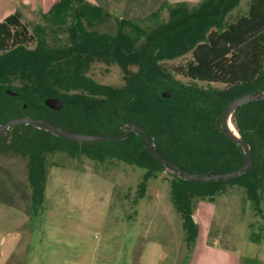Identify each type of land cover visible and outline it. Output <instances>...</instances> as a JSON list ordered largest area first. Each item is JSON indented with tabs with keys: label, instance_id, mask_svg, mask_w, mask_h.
Returning <instances> with one entry per match:
<instances>
[{
	"label": "trees",
	"instance_id": "trees-1",
	"mask_svg": "<svg viewBox=\"0 0 264 264\" xmlns=\"http://www.w3.org/2000/svg\"><path fill=\"white\" fill-rule=\"evenodd\" d=\"M73 4V0H61L46 14L62 29L73 17L66 43L55 46L40 38L35 48H28L27 43L36 36L23 22L21 12L0 22V52H6L0 56V125L10 117L28 115L73 132L121 136L129 124L137 123L155 148L186 173L208 175L242 167V145L225 135L217 119L232 99L264 91V0H250L248 12L236 19L229 15L241 0H203L191 8L186 2H165L144 19L115 18L116 33L94 29L100 20ZM88 7L109 18L98 7ZM167 7L168 21L153 28L145 24ZM189 52L191 58L183 65L162 63ZM98 60L119 65L126 83L114 86L92 79L88 72ZM178 74L190 82L179 79ZM6 89L19 95H9ZM164 91L170 96L164 97ZM47 97L61 98L63 106L48 107ZM233 121L252 150L248 171L211 181L187 180L173 173L170 180L173 202L182 215L190 245L199 233L192 217L196 201L214 202L234 192L242 200L243 213L249 204L253 216L261 218H254L251 227L259 225L264 231V99L240 106ZM4 140L9 141L0 149L31 158L29 178L38 209L45 200L47 157L52 152L139 166L145 170L139 186L142 191L149 178L167 169L144 135L135 131L115 139L79 142L23 123L7 130ZM235 187L238 189L230 192ZM250 233L252 241L261 239L260 233Z\"/></svg>",
	"mask_w": 264,
	"mask_h": 264
},
{
	"label": "rangeland",
	"instance_id": "rangeland-1",
	"mask_svg": "<svg viewBox=\"0 0 264 264\" xmlns=\"http://www.w3.org/2000/svg\"><path fill=\"white\" fill-rule=\"evenodd\" d=\"M249 3L250 0H241L229 18L246 14ZM198 4L188 3V7ZM73 6L100 20L94 29L107 33L118 30L114 19L99 15L79 2ZM169 18L167 7L145 24L153 28ZM24 21L36 36L27 43L32 49L40 38L48 46L66 43L67 28L73 17H69L64 29L46 16L28 15ZM84 24L87 26L86 21ZM5 53L0 52V56ZM190 58L189 52L162 63L172 67L183 65ZM88 74L102 84L126 83L125 73L114 63L95 61ZM177 77L190 82L181 74ZM199 83L208 86L206 82ZM30 161L29 156L9 148L0 149V264H189L197 253L195 244L190 245L186 240L182 215L173 202L172 171L166 169L156 178H149L142 191L139 186L145 170L139 166L115 159L95 161L79 154L52 152L47 157L45 200L38 209L29 178ZM202 201H196L194 213L202 206L208 215H213L211 232L218 233L222 243L234 248L236 264H264V231L259 225H250L254 218H261L253 216L250 205L244 206L243 213L237 192L219 196L214 202ZM262 207L264 210V202ZM197 216H193L195 223L202 220ZM206 229L207 226H202V230ZM250 231L260 233L261 239L252 241ZM226 260L224 257L225 264ZM203 261L199 254L194 264ZM208 264H214V260Z\"/></svg>",
	"mask_w": 264,
	"mask_h": 264
},
{
	"label": "crops",
	"instance_id": "crops-1",
	"mask_svg": "<svg viewBox=\"0 0 264 264\" xmlns=\"http://www.w3.org/2000/svg\"><path fill=\"white\" fill-rule=\"evenodd\" d=\"M61 0H0V22L4 21L9 15L21 12L23 14V22L28 15H40L45 17L50 12L54 5ZM74 4L79 2L85 6L98 7L103 12L115 20H134L137 21L142 18H147L153 13L161 9L165 2L172 5L186 2L189 4H196L202 2V0H73ZM163 10V9H162ZM26 23V22H25ZM203 201L200 200V203ZM217 203L215 202L214 205ZM200 206V205H199ZM205 207L200 206L198 213H193L194 218L201 217L199 223V233L195 244L196 254L189 261V264H194L197 255L204 257L203 264H208L209 261L214 260V264H225L224 257H226V264H236L237 253L234 248L228 244H224L217 237L219 234L215 233L211 238V221L213 215H208ZM213 212V211H212ZM197 222V220H196ZM207 226L206 230H202V226ZM219 245L222 247L220 248ZM223 256V258L221 257Z\"/></svg>",
	"mask_w": 264,
	"mask_h": 264
},
{
	"label": "water",
	"instance_id": "water-1",
	"mask_svg": "<svg viewBox=\"0 0 264 264\" xmlns=\"http://www.w3.org/2000/svg\"><path fill=\"white\" fill-rule=\"evenodd\" d=\"M6 92L9 95L18 96L19 92L14 89H7ZM164 97H169L170 93L168 91L163 92ZM264 99V91L260 92H248L244 93L234 99H232L227 105L225 111L219 116L217 122L220 124L219 128L230 137L233 141L238 144H241L245 153V162L237 170L225 172V173H214L208 175H199L196 173H186L183 169L175 162L166 159L154 146L150 137L146 134L145 130L138 125L137 123H131L126 129V133L121 136H111V135H98V134H87V133H78L73 132L68 129H65L61 126L55 125L51 121L42 118V117H32V116H18L10 117L7 121L0 125V147L6 146L7 143L3 141V136L12 126L18 124H32L35 127L40 129L51 131L53 134L69 138L79 142L86 141H103L107 139H115L118 137H125L131 131H135L138 134H142L145 137L146 142L149 147L152 149L153 154L161 160V162L167 165V169L173 173H177L180 177L187 180H202V181H211V180H226L234 177H238L241 174L248 171L252 166V150L249 146L247 140L240 134L237 128V124L233 121L234 112L243 104L248 103L251 100ZM45 103L48 107L52 109H60L63 106V100L59 97H47ZM232 125L235 126L236 130L232 128Z\"/></svg>",
	"mask_w": 264,
	"mask_h": 264
},
{
	"label": "flooded vegetation",
	"instance_id": "flooded-vegetation-1",
	"mask_svg": "<svg viewBox=\"0 0 264 264\" xmlns=\"http://www.w3.org/2000/svg\"><path fill=\"white\" fill-rule=\"evenodd\" d=\"M7 90V89H6ZM28 116V115H27ZM7 137V132H6V135L5 136H3V141L4 142H6L5 140H4V138H6ZM7 143V142H6ZM57 152H59V151H57Z\"/></svg>",
	"mask_w": 264,
	"mask_h": 264
},
{
	"label": "bare ground",
	"instance_id": "bare-ground-1",
	"mask_svg": "<svg viewBox=\"0 0 264 264\" xmlns=\"http://www.w3.org/2000/svg\"><path fill=\"white\" fill-rule=\"evenodd\" d=\"M232 128H233L234 130H236V128H235V126H234V125H232Z\"/></svg>",
	"mask_w": 264,
	"mask_h": 264
}]
</instances>
